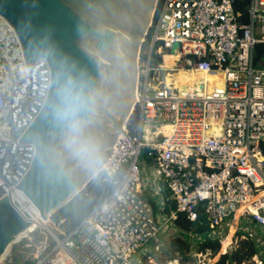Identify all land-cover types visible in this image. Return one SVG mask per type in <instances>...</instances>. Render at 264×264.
<instances>
[{"label": "built area", "instance_id": "1", "mask_svg": "<svg viewBox=\"0 0 264 264\" xmlns=\"http://www.w3.org/2000/svg\"><path fill=\"white\" fill-rule=\"evenodd\" d=\"M0 21L1 199L30 170L36 147L20 138L44 107L52 74L45 58L27 65L16 31L1 15ZM144 41L149 48L144 64L139 62L133 107L140 111L139 128L132 134L128 119L103 171L106 178L123 172L121 180L73 230L58 227L65 217L49 224L55 244L37 246L32 260L158 264L148 252H137L170 225L177 230L174 220L182 213L209 227L192 234L199 241L219 240L217 254L254 239L258 251L242 264H264V60L255 61L257 45L264 44V0H159ZM154 54L162 61L156 63ZM166 57L184 61L186 74ZM177 72L195 76L194 83L179 81ZM149 165L154 193L166 188L163 199L175 204L170 213L156 212L144 192ZM190 254L196 264L217 255L209 248Z\"/></svg>", "mask_w": 264, "mask_h": 264}, {"label": "water", "instance_id": "2", "mask_svg": "<svg viewBox=\"0 0 264 264\" xmlns=\"http://www.w3.org/2000/svg\"><path fill=\"white\" fill-rule=\"evenodd\" d=\"M158 3L159 0H0V15L16 31L27 65L32 67L45 58L52 74L44 107L20 138L21 144L36 147L30 170L0 199V264L8 248L34 221L48 219L98 175L70 159L63 168L49 162L63 136L51 110L58 83L72 76L94 98V108L86 118L108 162L133 113L140 50ZM179 46L174 43L171 52L175 54ZM196 86L203 88L202 84ZM41 226L52 232L46 223Z\"/></svg>", "mask_w": 264, "mask_h": 264}, {"label": "trees", "instance_id": "3", "mask_svg": "<svg viewBox=\"0 0 264 264\" xmlns=\"http://www.w3.org/2000/svg\"><path fill=\"white\" fill-rule=\"evenodd\" d=\"M246 4L244 2L242 5L244 6ZM153 56L156 58V63L162 61L161 56L157 54ZM259 60H264V44H258L256 48L255 61L257 62ZM139 123L140 111L139 108H136L131 114L128 123L132 134L137 133ZM262 150L264 152V143H262ZM122 174L123 172L118 173L113 178H106L103 172L99 173L71 201L60 208L54 218L58 220L60 217H65L68 222L67 228L73 230L84 221L94 208L100 205L114 191L122 178ZM164 189L167 191L166 188ZM166 209L167 213H170L171 210L175 209V204L167 201ZM174 224L180 233L171 240V249L174 253H179L184 259L188 260V254L193 249L190 237L191 233H204L208 231L209 227L207 225L200 226L198 223L191 222L182 213H179L177 219L174 220ZM197 247L200 251H205L209 248L217 254L221 248V244L219 240L207 237L203 241H197ZM257 251L258 245L254 239L242 240L237 249L223 255L220 252V254L215 255L210 264H242V262L248 260Z\"/></svg>", "mask_w": 264, "mask_h": 264}, {"label": "clouds", "instance_id": "4", "mask_svg": "<svg viewBox=\"0 0 264 264\" xmlns=\"http://www.w3.org/2000/svg\"><path fill=\"white\" fill-rule=\"evenodd\" d=\"M52 104L55 121L62 127L59 149L50 155V164L63 168L67 159L82 169L99 174L105 171L106 161L100 141L89 131L86 114L94 108V98L72 76L58 83Z\"/></svg>", "mask_w": 264, "mask_h": 264}, {"label": "rangeland", "instance_id": "5", "mask_svg": "<svg viewBox=\"0 0 264 264\" xmlns=\"http://www.w3.org/2000/svg\"><path fill=\"white\" fill-rule=\"evenodd\" d=\"M148 48H149V42L144 41L142 43L141 50H140L139 62L141 64H144V62L146 60L144 55L146 54L145 52L148 51ZM166 58H168L167 59L168 61L166 63L169 66H174L176 69L182 68L183 69L182 72L184 74H186L187 71L185 68L186 66H185L184 61L177 62L174 59H172L171 57H166ZM141 64H139L140 70L143 68V66L140 67ZM183 73L178 72V76L181 77V82L183 81V82H186L188 84L194 83L193 78L188 77V76L184 75ZM210 79L215 80L216 78L210 77ZM134 104H135V101H134ZM153 170H154V167L149 165L148 173L151 174V172ZM57 211H55L51 214V216H50L51 221L47 222L48 226H49V224L51 225V223H55L58 225V220L54 218ZM67 224H68V222L66 221L65 224H59L58 227L60 229H66ZM170 226H171L170 230L159 235L157 237V240L150 241L146 246H144L141 250H139L137 252V254H142L144 252H148L149 254L153 255L156 259L161 260L160 262H158L160 264H166V261L169 259H172V258H179L181 261L180 262L181 264H196V262H197V261H195L196 257L193 254H188L189 259L187 260V259H184L183 256L180 255L179 253H174L172 251L171 240L173 238L177 237V235L180 232L178 230H175V228H173L172 225H170ZM35 229H36L35 232L30 233V234L28 233L29 235L27 234V236L24 235L25 237L18 240V242L13 243L8 248L7 252L5 253V255L1 261V264H35V262L32 260V257L34 255V253L36 252L37 246L43 245L45 243H49L50 246H53L55 244L53 241V236L43 226H38ZM240 231L244 232L245 230L241 229ZM55 233L60 235L58 230H55ZM225 233H226V231L223 234H221L220 237L223 238L225 236ZM245 233L248 234L249 232H245ZM193 234L191 233V235H190L191 243H192L193 249L198 250L197 241H199V240ZM263 238H264V235H263ZM262 242H264L263 239H262ZM49 251H50V249L48 248L46 251L43 252V255H47L49 253ZM161 253H164V254H161Z\"/></svg>", "mask_w": 264, "mask_h": 264}, {"label": "crops", "instance_id": "6", "mask_svg": "<svg viewBox=\"0 0 264 264\" xmlns=\"http://www.w3.org/2000/svg\"><path fill=\"white\" fill-rule=\"evenodd\" d=\"M148 175V176H146ZM151 182H152V177H150V174L148 173V171L145 173V180L143 183V189L144 192L146 194H148L151 197L152 200V204L154 206V209L156 212L158 213H163L165 214V212L167 213V201L163 199L162 193L165 192V190L163 189V191H161V193L155 194L154 193V188L151 186ZM146 184V185H145ZM178 232V231H177ZM164 254V253H161ZM155 258V257H154ZM160 258V257H159ZM156 259V258H155ZM158 262H160L161 260L156 259Z\"/></svg>", "mask_w": 264, "mask_h": 264}, {"label": "bare ground", "instance_id": "7", "mask_svg": "<svg viewBox=\"0 0 264 264\" xmlns=\"http://www.w3.org/2000/svg\"><path fill=\"white\" fill-rule=\"evenodd\" d=\"M0 65H1V64H0ZM195 75H198V73H196ZM176 76L178 77V80L181 81V77L178 76V72H177ZM180 76H181V75H180ZM194 77H195V76H193V81H194ZM192 84H193V83H192ZM135 98H136V97H135ZM135 98H134V100H133V103H134V101L136 100ZM48 220H49V217H48V219L43 218V217L37 219L36 221H34V222L31 224V226H30L26 231L22 232V233L18 236V239H17V240H19V239L25 237L30 231L34 230L36 227L41 226V224H42L43 222L46 223V224L48 225V223H47ZM24 235H25V236H24ZM230 239H231V237L229 236L228 239H227V242H226V243L230 242ZM212 260H213V259H211V260L209 261L208 264H210V263L212 262Z\"/></svg>", "mask_w": 264, "mask_h": 264}]
</instances>
